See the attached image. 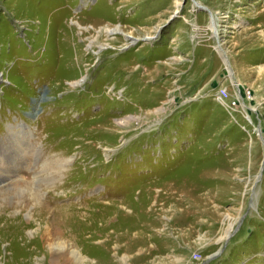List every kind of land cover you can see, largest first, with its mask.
Listing matches in <instances>:
<instances>
[{
  "label": "rangeland",
  "instance_id": "obj_1",
  "mask_svg": "<svg viewBox=\"0 0 264 264\" xmlns=\"http://www.w3.org/2000/svg\"><path fill=\"white\" fill-rule=\"evenodd\" d=\"M222 249L264 264V0H0V264Z\"/></svg>",
  "mask_w": 264,
  "mask_h": 264
},
{
  "label": "bare ground",
  "instance_id": "obj_2",
  "mask_svg": "<svg viewBox=\"0 0 264 264\" xmlns=\"http://www.w3.org/2000/svg\"><path fill=\"white\" fill-rule=\"evenodd\" d=\"M79 27H81V25H79V24H77ZM82 29V28H81ZM106 33H107V35L108 36H113V35H117V34H122L121 33V30L117 27V28H114V29H108L107 31H105ZM123 36H125L127 39H129V37L130 36H127V35H124L123 34ZM132 37V36H131ZM91 47V45L89 46V48ZM220 55H221V58L223 59V62H224V64L226 65V66H228V64H229V61H228V59H225L226 58V56L223 54V52L222 53H220ZM228 69V73H229V75H230V77H232V72H231V70H230V68L228 67L227 68ZM81 84V81L79 82H73V83H71L70 85L72 86V87H77L78 85H80ZM127 122H128V119H127ZM123 123V122H122ZM125 124V123H124ZM104 129V128H103ZM102 130V129H101ZM103 131V130H102ZM107 132V131H106ZM260 132V131H259ZM107 134V133H106ZM107 150V149H106ZM107 151H109V149L107 150ZM2 182V181H1ZM45 206V205H44ZM44 206L41 204V203H39L38 204V206L36 207V210H35V213H36V215H37V218L43 223V225H47L48 223H45V222H47V219H49V216H48V213H47V211H46V208H44ZM117 208V207H116ZM58 209V210H57ZM74 208L73 207H68V208H61V210L59 209V208H55V210L56 211H65V210H73ZM30 210V209H29ZM74 211V210H73ZM78 211V210H77ZM83 213V212H82ZM29 216H31L30 214L31 213H27ZM4 216V215H3ZM73 216H75V215H73ZM80 216V218H81V215H79ZM84 216V215H83ZM15 220V219H14ZM13 220V221H14ZM79 220V219H78ZM13 221H11V222H13ZM16 221V220H15ZM75 221V220H74ZM36 222V221H35ZM73 222V221H72ZM80 222H81V220H80ZM89 223V222H88ZM82 224H84V223H82ZM86 224V223H85ZM13 225H15V226H13V227H15L16 229H15V231H14V233L15 234H13L11 237L15 240V243L17 244V242L18 243H21L22 245H21V247L25 250H28V248H30L29 246H28V243H22L20 240H16V238L18 237V236H22L21 235V233L23 232V227H22V225H21V223H17V222H15V223H13ZM77 225H79V224H77ZM100 225V224H99ZM12 226V225H11ZM75 226V225H74ZM83 226V225H82ZM88 226V225H87ZM7 227V226H6ZM77 227V226H76ZM85 226H83V228H84ZM94 229H96L97 230V228H95V227H93ZM77 229V228H76ZM85 229H87L86 227H85ZM81 230V229H80ZM86 231V230H85ZM56 233V232H55ZM82 233V232H81ZM94 233V232H93ZM58 234V233H57ZM41 236V237H40ZM39 238H41V243L42 244H45L46 242H49L50 241V246L52 247V249H54L55 251V254H60L61 255V257L62 256H65V255H69L71 258H74L75 260H81V257H80V255L78 254V253H76L75 251H73L72 250V248H66V244H65V242H62V241H59L61 238L59 237V235H56V234H54V233H52V231L50 230V228H47V229H43V227L41 228V233L39 234ZM13 243V242H12ZM65 249H67L66 251H67V253L65 254V253H63L64 251H65ZM24 255V254H23ZM214 256V255H213ZM22 259V258H21ZM26 261V260H25Z\"/></svg>",
  "mask_w": 264,
  "mask_h": 264
},
{
  "label": "built area",
  "instance_id": "obj_3",
  "mask_svg": "<svg viewBox=\"0 0 264 264\" xmlns=\"http://www.w3.org/2000/svg\"><path fill=\"white\" fill-rule=\"evenodd\" d=\"M229 97V93L228 91L226 90V88H221V91L219 92L218 94V99L221 101V102H225L227 100V98Z\"/></svg>",
  "mask_w": 264,
  "mask_h": 264
},
{
  "label": "water",
  "instance_id": "obj_4",
  "mask_svg": "<svg viewBox=\"0 0 264 264\" xmlns=\"http://www.w3.org/2000/svg\"><path fill=\"white\" fill-rule=\"evenodd\" d=\"M195 3H197V2H195ZM198 6H199V8H201V9H207V8H205L204 6H201V5H199V4H198ZM208 11H209V10H208ZM241 222H242V221H241ZM241 222H240V224H241ZM240 224H239V226H240ZM239 226H238V227H239ZM237 229H238V228H237ZM222 251H223V249L220 250L219 252H217V254H215L214 256H211V257L207 260V262H206L205 264H207V263H209L211 260L217 258V257L221 254Z\"/></svg>",
  "mask_w": 264,
  "mask_h": 264
}]
</instances>
